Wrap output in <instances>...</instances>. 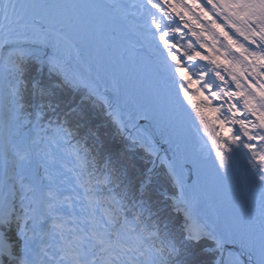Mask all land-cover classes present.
Here are the masks:
<instances>
[{"label":"snow or ice","instance_id":"snow-or-ice-1","mask_svg":"<svg viewBox=\"0 0 264 264\" xmlns=\"http://www.w3.org/2000/svg\"><path fill=\"white\" fill-rule=\"evenodd\" d=\"M0 82L6 117L33 129V145L74 136V109L55 126L39 110L24 119L22 90L43 96L50 86L53 112L61 93H80L78 104L102 106L132 149L159 157L176 189L170 204L147 196L135 165L128 186L179 229L181 264H203L212 238L198 213L239 225L249 205L259 209L264 264V0H0ZM88 203L94 214L98 198ZM121 208L113 200L89 231L62 235L67 264H156L151 236ZM2 221L0 208V230ZM243 243L224 245L238 264L252 259L239 254ZM212 264L233 262L220 255Z\"/></svg>","mask_w":264,"mask_h":264},{"label":"trees","instance_id":"trees-1","mask_svg":"<svg viewBox=\"0 0 264 264\" xmlns=\"http://www.w3.org/2000/svg\"><path fill=\"white\" fill-rule=\"evenodd\" d=\"M49 87H45L43 96L34 95L31 89L22 90L25 105L24 119H29L28 113L39 110L47 112L51 117L50 125L45 126H55L58 114L62 116L70 109H74L67 117L69 126L74 132L70 143L54 144L51 141V144L59 147L63 168L70 159L73 161V166L68 170L72 172V183L80 189L87 207L93 210L88 201L95 196L98 198L97 207L104 215V209L109 207L113 200L120 201L122 203L121 219L123 220L126 214L139 217V225L151 236L149 243L156 264H174L175 262L181 264L185 242L180 239L179 229H174L170 221L158 215L149 201H141L138 196L134 197L128 186L130 179L127 168L135 165V179L147 190V196L165 205L170 204L176 190L164 165L158 163L150 172L151 156L140 148L132 149L129 140L118 132L111 118H107L102 106H94L91 102L78 104L80 93L75 96L67 90L61 93L66 98L65 102L61 103L57 112H53L47 106L48 100L55 99L48 91ZM14 124L18 131L31 130L29 127L21 128L15 120ZM104 217L106 219V216ZM2 223L3 227L0 231L3 239L8 242L9 248L8 254H2L0 257V264H4V261H7V264H17L11 259L20 253L13 224L9 221ZM213 243L209 240L202 245L204 250L200 255L203 258V264H212L213 259L218 257V250L212 246ZM173 248L181 249L179 258L172 250Z\"/></svg>","mask_w":264,"mask_h":264},{"label":"rangeland","instance_id":"rangeland-1","mask_svg":"<svg viewBox=\"0 0 264 264\" xmlns=\"http://www.w3.org/2000/svg\"><path fill=\"white\" fill-rule=\"evenodd\" d=\"M2 108L4 109L3 120L7 131L5 137L6 144L4 159L9 164L5 182L7 184H12L13 186L10 190L9 199L5 201L6 211L2 216L5 217L11 213L12 208L9 207L10 200L11 198H14V196H17V200L20 201V208H22L19 218H23L24 215L29 219L25 222L27 227L24 225L26 230L22 228L24 221H19L16 229L20 235V240L23 241V246L27 245L28 237L35 227L36 222L33 221L35 212L39 213L41 217H46L53 222L60 221L54 218L53 215L55 213L61 214V221L62 223H66V229L64 230V234H62L61 230L57 229V234L55 236L58 237L57 239H62V235H66L68 230L74 229L75 233L81 235H83L84 232L89 231V227L87 228L85 225L79 224L80 220H86L89 218V216L81 214L83 209L80 202L78 201V203H75L76 200L82 199L81 196L78 194L75 200L66 190L71 184L68 173L64 174L60 167L61 162L59 160L61 156L58 147H53L54 144L52 145L49 140H45L41 145L31 144L30 140L34 136L33 129L31 128L30 131L16 130L14 119L10 116L6 117L5 98ZM49 158H51V162H49ZM151 158L157 159V161L160 162L159 157L151 156ZM66 196H68L67 200H65ZM64 204L69 206L67 212L62 211ZM214 218L218 232L216 231V233H214L212 231L214 234L209 233L210 237L217 240H223L224 238L229 237L225 224L222 223L221 220L216 219V216ZM50 229V232L56 230L54 226ZM81 230H84V232H81ZM0 242L1 246L4 248V252H6L8 245L2 241L1 233ZM213 247L215 248V246ZM1 254L2 252H0V255ZM245 255L247 257L249 254ZM237 257L238 253L232 252L228 253L225 260L231 261L233 264H238ZM248 262L249 260L247 263Z\"/></svg>","mask_w":264,"mask_h":264},{"label":"bare ground","instance_id":"bare-ground-1","mask_svg":"<svg viewBox=\"0 0 264 264\" xmlns=\"http://www.w3.org/2000/svg\"><path fill=\"white\" fill-rule=\"evenodd\" d=\"M105 2H109V0H105ZM3 103H4L3 86H2V82H0V208H2V214H4V212L6 210L5 209V201H7L9 199L10 190L13 188V186L11 184H9V183L7 184L5 182V179L7 177L6 173L8 172V169H9V164L4 159V156H5L4 150H5V144H6L5 137H6L7 131H6V127H5V122L3 120V114H4V111H3L4 109L2 108ZM162 151L160 152L161 156H166L169 159L171 158V152L169 150L163 149ZM247 208L249 209L247 219L249 220L251 225H254L256 227V231H258V234H260V232H261V217L259 215V209H258V207L253 209L250 205L247 206ZM38 215L39 214L35 212L34 218L41 219V217H39ZM198 216H199V220L209 230V233L214 234V233H216V231L218 232V228L214 222L215 221V218H214L215 215L214 214H212L210 212H203L202 211V212L198 213ZM222 223H223V221H222ZM38 225L44 226V221L43 222H37L34 235H31V238L29 239V243H31L33 240H36V241H38V244H46V241H47V243L49 244L50 247L48 249L45 248V250L47 249V251L53 252L54 255L57 254L58 250L61 248V244H59L58 247L57 246L54 247L55 245H57L56 240L51 238L50 234L48 235L47 233L45 234L44 232H41L40 229H38L39 228ZM212 231L214 233H212ZM219 242L220 241L218 240L217 243H219ZM0 246H1V242H0ZM223 254L225 255L224 256L225 258L228 256L226 254V252H223ZM239 254H241V253H239ZM244 256H246V255H244ZM49 259H52V258H49ZM47 264H49V263H47ZM51 264H53V263L51 262Z\"/></svg>","mask_w":264,"mask_h":264},{"label":"water","instance_id":"water-1","mask_svg":"<svg viewBox=\"0 0 264 264\" xmlns=\"http://www.w3.org/2000/svg\"><path fill=\"white\" fill-rule=\"evenodd\" d=\"M107 115V113H106ZM108 116V115H107ZM109 117V116H108ZM125 137L127 134H123ZM241 212H238L243 217H247L249 209L246 207L240 208ZM229 231L233 233V236L229 239H227L230 243H236L240 244L241 240H244V243L241 245L240 253L244 256L245 254H252V259L245 261V264H259V250H258V240L260 237V234H258V231H256V227L254 225H250L249 228L246 226H243L239 228V230L236 229L234 226V223L229 225ZM212 241H216V239L210 238ZM246 257V256H245Z\"/></svg>","mask_w":264,"mask_h":264}]
</instances>
